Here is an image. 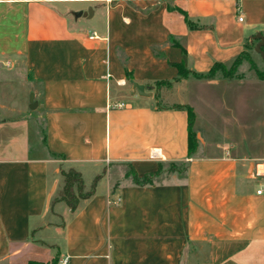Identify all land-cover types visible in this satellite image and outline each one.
<instances>
[{
    "label": "crops",
    "instance_id": "obj_1",
    "mask_svg": "<svg viewBox=\"0 0 264 264\" xmlns=\"http://www.w3.org/2000/svg\"><path fill=\"white\" fill-rule=\"evenodd\" d=\"M259 33L264 0H0V264H264V136L249 120L264 81H175L232 65ZM165 81L175 105L152 89ZM13 83L33 100L44 87L40 154ZM178 105L203 113L193 155ZM69 169L86 193L101 176L75 210L58 199Z\"/></svg>",
    "mask_w": 264,
    "mask_h": 264
},
{
    "label": "rangeland",
    "instance_id": "obj_2",
    "mask_svg": "<svg viewBox=\"0 0 264 264\" xmlns=\"http://www.w3.org/2000/svg\"><path fill=\"white\" fill-rule=\"evenodd\" d=\"M254 43H249L248 47L246 48V52L244 54V56L238 61V63L234 66H228L225 68V70H220L218 71V75L217 77L223 78V79H228L231 80L229 78H226L225 76H229V77H243L245 74L246 75H250L252 76V74H255L257 78L258 75L261 76V78H259V80L264 81V59L262 58V56L258 53L255 52L254 50ZM264 50V48H263ZM253 64V66H252ZM6 68L5 67H1L0 71H5ZM244 72V73H243ZM1 73V72H0ZM3 74V73H2ZM6 77H13L18 79L19 76L18 74H15V76L13 74H3ZM23 77V76H22ZM22 77H20V79H22ZM250 78V77H249ZM12 79V78H11ZM188 79H192V80H196L198 78L194 77L192 74H184L177 82H182L184 80H188ZM251 81V78L249 79ZM17 81V80H15ZM22 81H20L21 83ZM17 84L15 85L14 83V94H17L19 96H22L29 99H31V91L28 92V88H26L24 85H20ZM22 84V83H21ZM26 86L29 87V83H26ZM13 87L12 84L9 85V89L11 90ZM7 89V86L5 87ZM35 87H32V89ZM36 88L38 89L39 93L38 96L35 97L36 101L37 99H42V95L44 94V87L43 86H36ZM153 91H155L156 95L158 96V102L160 105L163 106H171V105H175L177 100L179 101L181 99V92L179 91L178 87H175V84H171L170 86L167 85H163V86H158V85H154L153 86ZM5 90V89H4ZM113 90V89H112ZM114 89V92L116 93V95L119 96L120 99H125L126 97L129 98L130 96V92H131V84L127 83V85L121 89ZM180 92V93H179ZM26 94L28 96H26ZM258 97V98H257ZM257 97L255 95V101H254V108H253V113L251 112V114L249 115V120L253 119L254 121V126H255V134L259 135L261 138L264 136V126H262V130L260 133H258V131L260 130L261 125H264V91H258L257 92ZM37 98V99H36ZM252 105V103H250V106ZM202 109L204 110V107L202 106ZM41 111V112H40ZM30 117L32 119V124L34 125L33 127V151L40 154L41 150H43V146H46V141L44 140L45 136H46V124H47V119H46V115H45V111L42 112V109H35V110H30L29 112ZM196 117L200 116V114H203L200 111V114L196 113ZM231 119H233V116L231 117ZM217 120H220L219 117H217ZM206 118L203 117L202 119H198L197 124L199 126H207L208 124L205 122ZM260 125V126H259ZM197 127V126H196ZM39 150V152H37ZM183 165L181 166H175L177 169H181ZM93 179V178H92ZM90 180H91V176H90ZM92 184L90 185V191H92Z\"/></svg>",
    "mask_w": 264,
    "mask_h": 264
},
{
    "label": "trees",
    "instance_id": "obj_3",
    "mask_svg": "<svg viewBox=\"0 0 264 264\" xmlns=\"http://www.w3.org/2000/svg\"><path fill=\"white\" fill-rule=\"evenodd\" d=\"M189 21V20H188ZM245 52L240 55V57H238L232 65L230 66H234L238 63V61L244 56ZM253 66V64H252ZM228 67L226 64L223 63H215L214 66L212 67V69L205 73V74H199L196 72H190L188 70L182 69L180 70V78L185 74H192L194 77L198 78V79H214L217 77L218 75V71L220 70H225V68ZM226 78L229 79H234V78H241V77H229V76H225ZM259 78H261L260 75H258ZM180 78L176 79L175 81H178ZM171 84H173V82H158L155 85L158 86H163V85H167L170 86ZM176 108H184L187 110L188 115H189V127H190V131H189V152L190 155H193L198 147L199 141L197 139L196 134L193 131V125L196 119V114L194 109L189 106V105H178L175 106ZM159 171L152 173V174H148L145 175L143 177H139L138 175L134 174V181L137 184L140 185H151L154 183V179L159 175ZM62 176L64 178V188L63 191L60 194V199L61 201H65L72 210H75L79 204L80 199H84V198H88L89 196L93 195L97 182L100 179L101 176H98L95 181L94 184L92 186V191L90 192H85V183H84V179L83 176L81 174V172L75 170V169H69V170H62ZM29 264H43L40 262H30ZM55 264V263H53Z\"/></svg>",
    "mask_w": 264,
    "mask_h": 264
},
{
    "label": "water",
    "instance_id": "obj_4",
    "mask_svg": "<svg viewBox=\"0 0 264 264\" xmlns=\"http://www.w3.org/2000/svg\"><path fill=\"white\" fill-rule=\"evenodd\" d=\"M86 16L87 14L85 13H82V12H79L76 14V16L80 17V16ZM254 40H259L258 44L256 45L255 47V51L258 52L264 59V36L259 33L257 34L255 37H254ZM132 85H133V90H134V93L138 94L139 96H143V97H152L153 96V93L151 91H148L151 89V87H147L143 84H140L138 82H135V81H131ZM33 95H31V104H30V109L32 110H35L37 107H38V104L37 102H34L33 100Z\"/></svg>",
    "mask_w": 264,
    "mask_h": 264
},
{
    "label": "built area",
    "instance_id": "obj_5",
    "mask_svg": "<svg viewBox=\"0 0 264 264\" xmlns=\"http://www.w3.org/2000/svg\"><path fill=\"white\" fill-rule=\"evenodd\" d=\"M240 21H243V17H240ZM124 104L123 103H121L119 106H123ZM262 192V190H260V191H258V193H261ZM68 262H69V259L67 258V259H65V260H62L60 263L61 264H68Z\"/></svg>",
    "mask_w": 264,
    "mask_h": 264
}]
</instances>
